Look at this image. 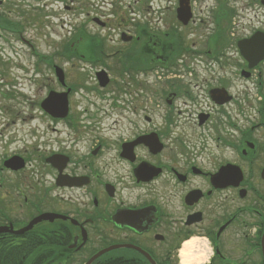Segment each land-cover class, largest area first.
I'll return each instance as SVG.
<instances>
[{
	"label": "flooded vegetation",
	"instance_id": "obj_1",
	"mask_svg": "<svg viewBox=\"0 0 264 264\" xmlns=\"http://www.w3.org/2000/svg\"><path fill=\"white\" fill-rule=\"evenodd\" d=\"M126 1L0 0V252L84 264L121 246L93 264H150L134 247L181 264L193 238L207 264H264V59L240 51L264 36V0L247 17L235 0H133L134 24ZM120 21L109 47L97 32ZM102 92L124 97L122 123L72 115ZM64 93L54 119L43 108Z\"/></svg>",
	"mask_w": 264,
	"mask_h": 264
},
{
	"label": "rangeland",
	"instance_id": "obj_2",
	"mask_svg": "<svg viewBox=\"0 0 264 264\" xmlns=\"http://www.w3.org/2000/svg\"><path fill=\"white\" fill-rule=\"evenodd\" d=\"M104 1H108L109 0H104ZM133 0H127L126 2H123L122 5L117 3L118 7H122V13H124L125 15H127L130 19H136V16L132 15L129 8L127 9L126 7L129 6L128 3H132ZM249 2V4H248ZM248 5H250V0H235V7L236 8H240V15L241 17H247V8L249 7ZM117 6L115 7V10L117 11L118 14H120V10L117 9ZM124 7L126 8V10L124 9ZM251 15V14H250ZM127 17L125 16V19ZM133 22V21H132ZM120 22L115 23V27L109 28V30H100L101 32H97V34L99 36H103L106 40V44L109 47H116V44L118 43V38H117V34L119 30H126L129 29V26H120ZM134 23V22H133ZM242 24H243V20H242ZM59 31V30H57ZM70 32V28L67 29V33ZM62 33L65 35L66 34V29H64L62 31ZM59 34L61 35V31H59ZM85 39V37H84ZM82 45H86L85 40H83L82 38ZM88 46L90 44H87ZM148 82L150 83H154L155 80L150 79ZM136 88V86H134V89ZM101 93V92H100ZM102 94H105V98L102 100H97L96 98L93 97V94H90L88 97L90 98L88 100V102H85L83 98H80L81 100V104H76L79 102V99H76L74 101V103H72V110L71 113L74 117H80V118H85L84 115V110H86L85 114L90 117V119H95L98 121H104V122H119L122 123V121L127 118V113L122 112L121 110H118L117 107H120L122 104L120 103H124V97L119 96L118 99L116 100V104L112 105L111 102L108 100V94L105 92H102ZM145 97L147 100H149L150 96L148 95V92H145ZM94 101V104L89 105L91 103V101ZM76 102V103H75ZM38 144H40V141H38ZM24 145H29L28 141H22V142H17L14 146V148L16 149L17 152L22 151V147Z\"/></svg>",
	"mask_w": 264,
	"mask_h": 264
},
{
	"label": "bare ground",
	"instance_id": "obj_3",
	"mask_svg": "<svg viewBox=\"0 0 264 264\" xmlns=\"http://www.w3.org/2000/svg\"><path fill=\"white\" fill-rule=\"evenodd\" d=\"M209 253L205 242L192 238L181 247V264H203L208 260Z\"/></svg>",
	"mask_w": 264,
	"mask_h": 264
},
{
	"label": "trees",
	"instance_id": "obj_4",
	"mask_svg": "<svg viewBox=\"0 0 264 264\" xmlns=\"http://www.w3.org/2000/svg\"><path fill=\"white\" fill-rule=\"evenodd\" d=\"M11 257L5 248H2V252H0L1 264H23L30 257V254H28L26 251H23L22 253V251L19 250L13 259Z\"/></svg>",
	"mask_w": 264,
	"mask_h": 264
},
{
	"label": "water",
	"instance_id": "obj_5",
	"mask_svg": "<svg viewBox=\"0 0 264 264\" xmlns=\"http://www.w3.org/2000/svg\"><path fill=\"white\" fill-rule=\"evenodd\" d=\"M262 41H263V39H262ZM261 44V43H260ZM263 49H264V46L262 47ZM264 57V52H263V54H261L260 53V55H259V58H263ZM65 111H66V108L64 109V113H65ZM31 226V224L28 226V228ZM25 230V229H24Z\"/></svg>",
	"mask_w": 264,
	"mask_h": 264
}]
</instances>
